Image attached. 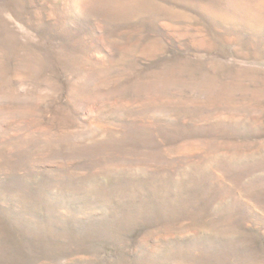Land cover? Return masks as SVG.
Returning <instances> with one entry per match:
<instances>
[{"label":"rangeland","instance_id":"obj_1","mask_svg":"<svg viewBox=\"0 0 264 264\" xmlns=\"http://www.w3.org/2000/svg\"><path fill=\"white\" fill-rule=\"evenodd\" d=\"M0 264H264V0H0Z\"/></svg>","mask_w":264,"mask_h":264}]
</instances>
